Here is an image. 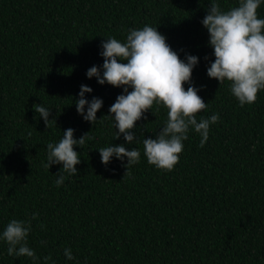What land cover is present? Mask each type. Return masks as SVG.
<instances>
[{
	"label": "trees",
	"instance_id": "1",
	"mask_svg": "<svg viewBox=\"0 0 264 264\" xmlns=\"http://www.w3.org/2000/svg\"><path fill=\"white\" fill-rule=\"evenodd\" d=\"M211 2L0 0V235L11 220H29L28 246L39 257L9 256L0 240V264H44L49 255L47 264H264V90L241 107L229 82L208 76L215 56L202 20ZM215 2L222 11L238 5ZM258 18L264 19V3ZM145 25L157 28L185 62L199 58L192 85L208 107L197 119L220 116L203 148L190 129L170 172L150 165L142 144L159 134L167 109L154 105L155 115L150 110L137 122L133 144L115 140L114 120H99L111 115L123 89L86 75L93 66L103 72L105 39L125 42L129 30ZM82 85L93 90L88 101L103 100L94 125L76 109ZM37 104L56 123L47 128ZM69 128L77 140L89 132L93 138L74 149L78 174L65 173L57 187L63 165L44 167L47 144ZM121 144L141 152L125 179L127 158L105 166L98 151Z\"/></svg>",
	"mask_w": 264,
	"mask_h": 264
},
{
	"label": "clouds",
	"instance_id": "2",
	"mask_svg": "<svg viewBox=\"0 0 264 264\" xmlns=\"http://www.w3.org/2000/svg\"><path fill=\"white\" fill-rule=\"evenodd\" d=\"M262 3L264 0H238L237 6L222 11L219 3L212 0L207 9L208 14L202 20L215 56L207 74L219 81L220 85L229 82L230 92L241 107L254 104L258 93L264 90V19L258 18ZM101 47L103 72L100 67L93 66L86 75L89 79L95 77L100 85L108 84L123 89L124 94L119 95L109 108L111 115L99 120L101 123L106 117L114 120L115 128L118 129L115 140L123 136L129 145L133 144L136 141L134 129L137 122L145 119V114L158 105L167 109L165 125L155 139L144 138L142 141L143 155L150 165L164 171L174 170L190 129L200 135L199 146H205L210 126L218 123L220 116L216 113L209 118L197 119V114L208 107L198 94L199 90L192 85L198 57L188 55L185 62L170 47L167 38L157 28L148 25L129 30L125 42L110 37L104 40ZM185 84L189 85L187 89ZM92 91L90 87L82 85L75 104L83 119L94 125L98 121L97 113L103 107V100L94 97L88 101L85 94ZM34 111L43 118L47 128L50 123H56L49 119L51 111L41 104L35 105ZM90 133L77 140L74 130L69 128L63 132V138L58 143L47 144L48 162L44 167L63 165L57 174V187L64 184L65 173L71 176L78 174L77 165L81 159L80 153L74 149L77 146L83 148L86 140L93 138ZM98 151L105 166L113 157L121 162L127 158L124 179L132 175V166L141 159V152L137 148L129 151L123 144L103 147ZM37 218L38 214L34 213L32 219ZM30 232L29 220L13 219L7 224L0 240L6 242L9 256L39 261L36 252L28 246ZM64 255L68 260L74 259L70 248L64 250ZM51 259L50 255L45 257L44 264Z\"/></svg>",
	"mask_w": 264,
	"mask_h": 264
}]
</instances>
